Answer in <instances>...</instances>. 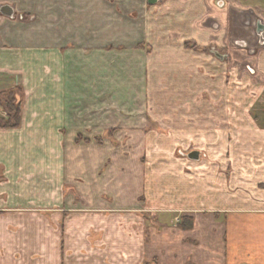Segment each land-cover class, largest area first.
Instances as JSON below:
<instances>
[{"label":"crops","instance_id":"1","mask_svg":"<svg viewBox=\"0 0 264 264\" xmlns=\"http://www.w3.org/2000/svg\"><path fill=\"white\" fill-rule=\"evenodd\" d=\"M30 2L37 14L32 21H24L18 2H0L15 9L14 19L0 14V110H6V95L21 107L19 127L0 121V207H67L51 216L48 264H264L263 191L235 194L229 171L176 158L178 135L141 139L134 133L126 146L100 143L107 138L90 135L87 121L74 114L78 99L88 97L89 82L105 78V60L149 53L166 61L161 75L174 84L157 106L196 109L193 124L199 127L201 104L194 99L203 83L202 62L212 67L213 55L226 63L230 54L214 47L229 46L249 60L242 63V83L248 92L256 89L251 107L260 106L264 45L248 33L264 24V0ZM119 70L118 62L112 75L119 77ZM223 77L206 88L225 91ZM175 118L176 131L190 123L179 112ZM258 136L250 131L242 137L251 143ZM258 174L264 177V169ZM184 220L192 226L183 228ZM9 237L5 226L0 264H18L2 253L16 249Z\"/></svg>","mask_w":264,"mask_h":264},{"label":"rangeland","instance_id":"2","mask_svg":"<svg viewBox=\"0 0 264 264\" xmlns=\"http://www.w3.org/2000/svg\"><path fill=\"white\" fill-rule=\"evenodd\" d=\"M0 2L10 4L18 2V7L24 10L22 12L24 21H32L33 17H37L30 0H0ZM19 12L21 14V11ZM20 14L18 13V16ZM248 36L254 41V32H249ZM141 47L144 46H138L137 50ZM185 48L192 50L191 43L185 44ZM214 48L219 54L229 53L231 60L222 63L220 58L210 55L214 66L212 64L210 67L208 61L202 62L203 83L199 97L195 94L194 99L201 104L202 118L199 127L198 124H193L195 117L192 112H196V109L169 108L166 110L157 106L159 101H163L164 97L170 94L163 90L171 89L174 84L166 72L161 75L160 66H164L166 61L152 59L149 53H143V55L139 53L136 57L122 56L120 59L115 57L105 60V69L108 67L109 70L106 71L105 78H100L98 82L95 80L89 82L88 97L82 101L78 99L79 109H74V114L79 115L83 122L87 121L90 135L107 138L100 143L126 146L129 137L134 133L141 139L150 135L152 138L160 139L163 138V134H166L168 138L178 135L179 141L175 142L177 148L173 152L176 158L184 160L187 164L211 166L219 172L229 171L232 177V191L235 194L255 193L256 195L254 191L264 192V177L258 174L260 169H264V94L256 97V100L261 99L258 103L260 106L251 107L252 101L255 100L256 89L253 88L255 90L253 91L250 86L248 92L245 89L247 84L242 83L241 72L246 71V66H242V63L248 60L245 53L236 51V48L233 49L231 46L227 50ZM121 50L124 51V47ZM118 62L120 63L119 77L112 75V70ZM173 63L177 62H171L169 65ZM183 63L186 66H192L193 60L185 59ZM90 74H93L91 70ZM95 75L96 73L93 76ZM219 76H225L222 78L227 88L225 91L219 88L213 89L214 91L206 88L212 84V79L216 80ZM184 80H188L187 76ZM259 82H261L260 79ZM86 104L89 108L81 109ZM178 112L180 119L186 117L190 123L181 124L178 126L180 129L176 131L172 129L174 127L172 122L176 120ZM8 118L0 116V121L5 123ZM250 131H257L261 137L258 136L259 138L252 139L249 143L242 136L244 133L250 134ZM211 137L213 138L210 139ZM141 143L143 144V141ZM250 150H253L254 154L249 153ZM193 151L200 152L198 161L189 159L188 155ZM21 207L17 211L8 210L7 205L0 207V230L6 226L10 235V244L16 245V249H8V251L3 249L5 252L2 253L13 258L18 264L23 262L24 264H48L49 246L53 244L52 237L55 236L52 235L55 232V223L51 216L64 212V208L67 207L65 205L41 206L42 210L36 207L29 208L32 206L27 205ZM78 209L69 208V212L80 211ZM2 212L10 217H6Z\"/></svg>","mask_w":264,"mask_h":264},{"label":"trees","instance_id":"3","mask_svg":"<svg viewBox=\"0 0 264 264\" xmlns=\"http://www.w3.org/2000/svg\"><path fill=\"white\" fill-rule=\"evenodd\" d=\"M4 105L6 106L9 119L3 124L4 127H19L21 122V107L16 104L11 95H6ZM193 224L192 220H184L183 228L187 229Z\"/></svg>","mask_w":264,"mask_h":264},{"label":"water","instance_id":"4","mask_svg":"<svg viewBox=\"0 0 264 264\" xmlns=\"http://www.w3.org/2000/svg\"><path fill=\"white\" fill-rule=\"evenodd\" d=\"M0 14L4 17H7L9 19H14L15 18V9L14 7L10 5H4L0 7ZM264 33V24L259 21L256 29V34L259 38V44L261 46L264 45V38L262 37V34ZM200 152L199 151H193L191 152L188 157L190 160L193 161H198L200 159Z\"/></svg>","mask_w":264,"mask_h":264},{"label":"flooded vegetation","instance_id":"5","mask_svg":"<svg viewBox=\"0 0 264 264\" xmlns=\"http://www.w3.org/2000/svg\"><path fill=\"white\" fill-rule=\"evenodd\" d=\"M149 1V3H151V4H156V3H158V1L159 0H148ZM251 20V19H250ZM250 20H245V25L247 26H250V23H251V21ZM209 24V23H208ZM214 25L215 24H212V23H210V25H208V26H212V27H214ZM244 25V24H243ZM257 25H258V23L256 24V26H255V29H254V34H255V36H256V38H258L257 37V34H256V29H257ZM262 37L264 38V33L262 34ZM257 40V43H258V39H256ZM212 52H215V50H213Z\"/></svg>","mask_w":264,"mask_h":264},{"label":"built area","instance_id":"6","mask_svg":"<svg viewBox=\"0 0 264 264\" xmlns=\"http://www.w3.org/2000/svg\"><path fill=\"white\" fill-rule=\"evenodd\" d=\"M0 116L3 118H7L8 117V113L6 110H0Z\"/></svg>","mask_w":264,"mask_h":264}]
</instances>
